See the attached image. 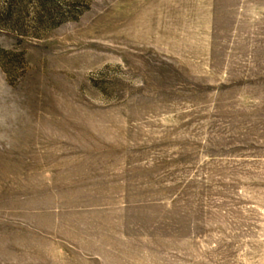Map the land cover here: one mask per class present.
I'll use <instances>...</instances> for the list:
<instances>
[{"label": "rangeland", "instance_id": "rangeland-1", "mask_svg": "<svg viewBox=\"0 0 264 264\" xmlns=\"http://www.w3.org/2000/svg\"><path fill=\"white\" fill-rule=\"evenodd\" d=\"M0 264H264V0H0Z\"/></svg>", "mask_w": 264, "mask_h": 264}]
</instances>
